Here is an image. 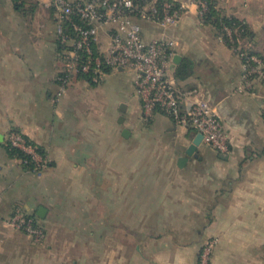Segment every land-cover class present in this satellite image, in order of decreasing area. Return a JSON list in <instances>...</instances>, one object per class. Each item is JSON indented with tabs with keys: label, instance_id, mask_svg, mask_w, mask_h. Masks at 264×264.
I'll return each instance as SVG.
<instances>
[{
	"label": "crops",
	"instance_id": "obj_1",
	"mask_svg": "<svg viewBox=\"0 0 264 264\" xmlns=\"http://www.w3.org/2000/svg\"><path fill=\"white\" fill-rule=\"evenodd\" d=\"M50 2L0 0V264H202L209 240L210 264H264V81L257 96L239 92V52L195 5L168 30L135 19L147 42L175 40L176 88L199 90L224 121L230 153L201 143L181 168L198 134L161 111L145 118L133 72L111 70L98 84L74 75L59 96L66 61ZM213 2L248 25L238 46L264 67V0ZM109 43L106 29L98 47ZM186 59L193 75L177 79ZM12 130L45 167L11 158ZM18 209L45 230L41 243L9 224Z\"/></svg>",
	"mask_w": 264,
	"mask_h": 264
},
{
	"label": "built area",
	"instance_id": "obj_2",
	"mask_svg": "<svg viewBox=\"0 0 264 264\" xmlns=\"http://www.w3.org/2000/svg\"><path fill=\"white\" fill-rule=\"evenodd\" d=\"M189 5L197 7L201 22L206 23L210 17L207 0H188L187 4L171 0H88L74 3L51 0L50 7L59 19L57 32L66 61V71L58 77L59 96L65 92L74 75L90 78L92 83L98 84L111 70L134 71L145 118L161 111L177 126L202 134L203 144L220 154L230 153L224 121L216 106L199 90L180 92L175 86V40L166 38L147 42L141 27L135 22V19H140L168 30L179 23ZM68 24L71 30L67 32ZM106 29L110 33V43L101 51L98 40L100 33ZM219 36L239 52L244 62L243 83L238 88L239 92L257 96L255 82L257 79L264 81L261 58L238 46L240 40L231 27L225 25ZM8 140L12 147L30 155L38 169L46 166L44 156L20 132L12 130ZM9 224L36 244L45 238V230L36 218L21 209L14 212ZM214 246L212 241L205 255L209 256Z\"/></svg>",
	"mask_w": 264,
	"mask_h": 264
},
{
	"label": "trees",
	"instance_id": "obj_3",
	"mask_svg": "<svg viewBox=\"0 0 264 264\" xmlns=\"http://www.w3.org/2000/svg\"><path fill=\"white\" fill-rule=\"evenodd\" d=\"M207 2L209 4V8H210V17L205 24L215 25L216 29L218 30V33H220L221 29L226 25V26L231 27L235 31V33H237L241 37L242 36L243 37L249 36L250 30H249V27L246 23H244V22H242L236 18H228V17L220 16L214 8L213 0H207ZM67 26H68V29H67V32H68L71 30V26H70V24H68ZM251 53L256 55L255 52H251ZM175 75H176L177 79H186V78L192 76L193 75L192 63L187 59L184 60L179 65ZM85 78H87V77H85ZM87 79L91 82L90 78H87ZM25 139L27 140V142L30 145L34 146L40 154L44 155L43 152L41 151V149L38 148L37 146H35L27 137H25ZM7 149H8V152H9L11 158H15V159L20 160L22 162L23 166L25 167V169H28L30 171H37L38 170L37 165L35 164V162L33 161L32 157L30 155H28L27 153H25L24 151H22L20 149L12 147L9 144V142L7 144Z\"/></svg>",
	"mask_w": 264,
	"mask_h": 264
},
{
	"label": "water",
	"instance_id": "obj_4",
	"mask_svg": "<svg viewBox=\"0 0 264 264\" xmlns=\"http://www.w3.org/2000/svg\"><path fill=\"white\" fill-rule=\"evenodd\" d=\"M176 64H179V58H177L175 60ZM130 134V131L125 129L124 130V136L128 137ZM203 140V135L202 134H198L196 136V138L194 139L193 143L188 147V149L186 150V156H183L180 158L179 160V166L182 168L184 167L185 163H187V161L189 160V157L193 156L197 150L198 147L201 145ZM43 212H45V209H40L39 211V216H43Z\"/></svg>",
	"mask_w": 264,
	"mask_h": 264
},
{
	"label": "rangeland",
	"instance_id": "obj_5",
	"mask_svg": "<svg viewBox=\"0 0 264 264\" xmlns=\"http://www.w3.org/2000/svg\"><path fill=\"white\" fill-rule=\"evenodd\" d=\"M128 71L133 72L135 74L134 76H136V73L134 71H130V70H128ZM129 72H126V74H129ZM130 75H132V74H130ZM211 242H212V240L211 241L209 240L207 245L205 246V248L202 249V253H201V263L202 264H210V262H211V256H212L214 247H213L212 252L209 256L205 255L206 248H207V246H210Z\"/></svg>",
	"mask_w": 264,
	"mask_h": 264
}]
</instances>
